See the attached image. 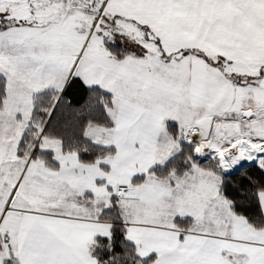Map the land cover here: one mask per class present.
I'll return each instance as SVG.
<instances>
[{"label":"snow or ice","instance_id":"6c2138e0","mask_svg":"<svg viewBox=\"0 0 264 264\" xmlns=\"http://www.w3.org/2000/svg\"><path fill=\"white\" fill-rule=\"evenodd\" d=\"M0 264H264V0H0Z\"/></svg>","mask_w":264,"mask_h":264}]
</instances>
